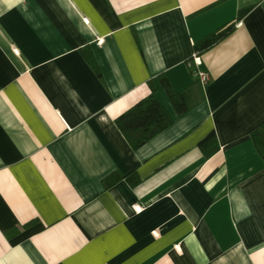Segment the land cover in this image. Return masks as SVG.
Here are the masks:
<instances>
[{"label":"crops","instance_id":"obj_1","mask_svg":"<svg viewBox=\"0 0 264 264\" xmlns=\"http://www.w3.org/2000/svg\"><path fill=\"white\" fill-rule=\"evenodd\" d=\"M149 81L172 120L132 148ZM263 121L264 0H0V264H264Z\"/></svg>","mask_w":264,"mask_h":264},{"label":"trees","instance_id":"obj_2","mask_svg":"<svg viewBox=\"0 0 264 264\" xmlns=\"http://www.w3.org/2000/svg\"><path fill=\"white\" fill-rule=\"evenodd\" d=\"M248 10L249 7L239 10L237 18L244 15ZM232 27L233 22L231 21L208 33L202 39H199L194 43V49L199 53L200 51L211 47ZM159 80L178 116H181L190 110L192 105L189 104L186 91H174L164 75H160ZM149 86L151 91L147 96L138 100L114 119L115 125L132 148H138L141 146L152 136L166 128L172 120L165 107L157 100L155 96V86L151 81H149ZM250 138L257 153L264 162V121L250 132ZM198 145L204 152L205 156H210L216 152L218 144L215 132L211 131L207 134ZM122 177L128 180L131 185H135L138 182V180L134 179L131 175L126 177L119 174H112L108 177V180H106V185L109 186V184L116 182Z\"/></svg>","mask_w":264,"mask_h":264},{"label":"built area","instance_id":"obj_3","mask_svg":"<svg viewBox=\"0 0 264 264\" xmlns=\"http://www.w3.org/2000/svg\"><path fill=\"white\" fill-rule=\"evenodd\" d=\"M192 62L195 65V68L193 70V74L197 77V79L199 80V82L204 85L207 83L208 79H209V75L206 71H203L199 68L201 61L200 58L198 56V52H195L193 57H192Z\"/></svg>","mask_w":264,"mask_h":264}]
</instances>
